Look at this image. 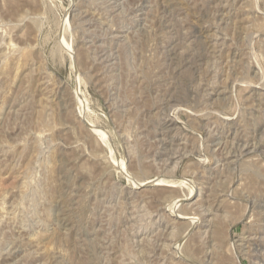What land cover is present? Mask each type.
<instances>
[{
  "label": "rangeland",
  "instance_id": "374dc122",
  "mask_svg": "<svg viewBox=\"0 0 264 264\" xmlns=\"http://www.w3.org/2000/svg\"><path fill=\"white\" fill-rule=\"evenodd\" d=\"M0 264H264V0H0Z\"/></svg>",
  "mask_w": 264,
  "mask_h": 264
},
{
  "label": "bare ground",
  "instance_id": "6f19581e",
  "mask_svg": "<svg viewBox=\"0 0 264 264\" xmlns=\"http://www.w3.org/2000/svg\"><path fill=\"white\" fill-rule=\"evenodd\" d=\"M82 22H83V21H82ZM228 157H229V156H228ZM157 177H158V176H157ZM155 180L157 181V182H156L157 184H167V185H171V184H174V183H175V182H174V183H171V182H173V181H171V180L168 181V180H165L164 178H161V177H160V178L158 177V178L155 179ZM150 181H151V180H150ZM150 181H147V183L150 182ZM153 182H154V181H153ZM153 182H152V183H153ZM136 183H137V182H136ZM139 183H140V181H139ZM139 183H138V184H139ZM141 183H143V182H141ZM150 183H151V182H150ZM195 195H196V194H194V192H191V193L188 195L187 199H192ZM172 205H173V204H172ZM172 205H170V207H171ZM171 210H172V209H171ZM172 211H174V210H172ZM174 213H176V212H174ZM192 223H194V222H192ZM192 225H193V224H192ZM175 247H176V246H175ZM175 249H176V248H175ZM177 250H178V248H177Z\"/></svg>",
  "mask_w": 264,
  "mask_h": 264
}]
</instances>
